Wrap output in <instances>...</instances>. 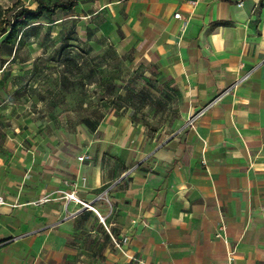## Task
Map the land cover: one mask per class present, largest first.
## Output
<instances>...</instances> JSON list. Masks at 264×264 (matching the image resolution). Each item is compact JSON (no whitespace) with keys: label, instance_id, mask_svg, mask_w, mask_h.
<instances>
[{"label":"crops","instance_id":"obj_1","mask_svg":"<svg viewBox=\"0 0 264 264\" xmlns=\"http://www.w3.org/2000/svg\"><path fill=\"white\" fill-rule=\"evenodd\" d=\"M118 2L122 49L177 116L150 133L115 116L72 157L44 153L0 205V264H264V0Z\"/></svg>","mask_w":264,"mask_h":264},{"label":"rangeland","instance_id":"obj_2","mask_svg":"<svg viewBox=\"0 0 264 264\" xmlns=\"http://www.w3.org/2000/svg\"><path fill=\"white\" fill-rule=\"evenodd\" d=\"M52 2L53 0H47ZM0 0V17L13 4ZM126 7L118 0H78L0 36V192L22 203L44 153L72 157L115 116L148 133L177 116V91L156 78L134 51L124 52ZM78 148H77V147ZM72 151V152H71Z\"/></svg>","mask_w":264,"mask_h":264},{"label":"trees","instance_id":"obj_3","mask_svg":"<svg viewBox=\"0 0 264 264\" xmlns=\"http://www.w3.org/2000/svg\"><path fill=\"white\" fill-rule=\"evenodd\" d=\"M35 7L13 4L0 17V36L7 34L6 42H11L22 27L41 18L43 15L53 16L58 10L70 11L78 0H34Z\"/></svg>","mask_w":264,"mask_h":264},{"label":"built area","instance_id":"obj_4","mask_svg":"<svg viewBox=\"0 0 264 264\" xmlns=\"http://www.w3.org/2000/svg\"><path fill=\"white\" fill-rule=\"evenodd\" d=\"M241 4V3H240ZM175 17L177 18H180V14L179 13H175L174 15ZM248 77V74L244 75L243 77H241V79L237 80L234 85H236L239 81L243 80V79H246ZM203 111H201L200 113L196 114L195 116L193 117H190L188 120H187V125H193L195 119L202 113ZM89 156L88 155H83V156H80L78 159L79 160H84V159H87ZM65 196L67 198H70V199H76L75 196H74V191L70 192V193H65ZM99 198H103V195H101ZM5 204V199L3 197V195L0 194V205H3ZM84 205H87L88 204H84ZM95 213L100 217V214L95 210ZM101 218V217H100ZM224 226L221 227V229H219V231L216 233V236L217 237H223L224 236ZM111 239H112V242L113 244L118 247L119 249H121L127 242H128V237L127 236H123L122 238H114L113 236H111Z\"/></svg>","mask_w":264,"mask_h":264}]
</instances>
